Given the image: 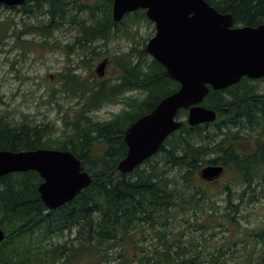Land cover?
I'll return each instance as SVG.
<instances>
[{"label":"trees","instance_id":"1","mask_svg":"<svg viewBox=\"0 0 264 264\" xmlns=\"http://www.w3.org/2000/svg\"><path fill=\"white\" fill-rule=\"evenodd\" d=\"M206 1L218 12L232 14L235 26L264 24V0ZM113 4L114 0H27L21 8H6L35 20L22 23V30L14 28V19L0 18V45L7 46L8 39L13 38V47L24 53L35 45L47 48L54 30L66 22L74 23L78 32L70 46L71 49L78 46L85 53L81 64L107 54L117 71L114 79L94 80L67 71L58 91L61 96L75 98L81 111L74 123L67 116L62 118L61 137L51 135L49 123H39L25 114L15 120V113L0 108V150L70 151L93 179L72 202L51 211L38 192L43 179L37 172L0 177V227L6 234L0 244V264H56L64 256L69 261L79 253L91 255L95 253L92 249L106 257L104 250L119 246L142 229L141 225L147 224L152 230L158 225L167 227L173 211L178 208L186 211L198 201L208 199L200 186L193 185L200 178L196 174L206 166L233 168L245 182L242 196L249 194L250 202L257 200L252 184L264 167V90L259 88L256 92V81L247 77L224 90L210 88L202 106L217 113L215 122L189 126V111L180 110L177 119L182 126L164 141L158 153L129 174L119 172L118 165L128 153L125 132L179 90L180 84L145 50L155 33L146 10L129 13L117 23L113 20ZM142 24L153 27L146 38L139 33ZM31 35H38L41 40L27 38ZM120 39L129 42L128 50L111 55L109 50L105 53L99 50ZM3 98L0 97V107L5 105ZM110 105L123 108L106 121L90 114ZM248 127L256 134L243 132ZM174 171L179 172L183 183L196 189L188 200L182 199L176 189L175 177L171 175ZM261 175L264 180V173ZM196 195L201 197L197 199ZM228 196V209L235 211L230 191ZM249 231L244 229L245 234ZM66 232L74 233L75 237L63 244L53 240ZM254 232V239L264 245V230ZM160 233L166 236L165 232ZM46 239L57 255L54 259L47 256L50 249L43 244ZM231 249L230 246L220 252L224 254ZM140 252V264L155 259L144 248ZM171 252L170 247L156 252L161 258L154 264H206L198 256L179 262Z\"/></svg>","mask_w":264,"mask_h":264},{"label":"rangeland","instance_id":"2","mask_svg":"<svg viewBox=\"0 0 264 264\" xmlns=\"http://www.w3.org/2000/svg\"><path fill=\"white\" fill-rule=\"evenodd\" d=\"M7 7L20 6L0 5V18L14 19L16 30L23 29L22 23L35 21L8 10ZM153 27L155 28V25ZM153 27L142 24L140 35L146 38L153 31ZM77 32L76 24L66 22L64 26L54 30L47 48L35 45L27 48L26 53L13 47L15 45L13 38L8 39L7 46L0 45V97H4L5 103L0 108L15 113V120H20L22 114H25L39 123H49L51 135L55 138L63 135L62 118L67 116L74 123L81 111V107L76 106L75 98L71 99L66 94L61 96L58 91L67 71L80 76H89L92 80L100 79L96 70L106 62L103 78L117 77V71L109 62L107 54L96 58L93 62L81 64V59L86 56L85 53L78 46L74 45L76 49H71L70 46L74 44ZM9 35H11L10 31ZM27 38L36 39V42L41 40L38 35ZM128 47L129 42L120 39L99 50L103 53L109 50L111 55L115 51H126ZM254 83L264 90V79ZM122 108L123 105H110L90 114L101 121H106ZM243 132L256 134L249 127ZM251 144L253 145L252 142ZM250 148L251 146L248 145V149ZM203 168L205 167H202L196 176H200ZM223 173L215 179L216 181L197 178L193 185L200 186L209 198L198 201L196 206L186 211L180 208L173 211L167 227L158 225L156 230H152L147 224H143L140 226L142 229L127 237L124 244L120 243L119 246L104 250L103 252L107 253L106 257L100 256L95 249H92L95 253L91 255L85 252L79 253L69 261L64 256L61 260H57L56 264H140V248H144L145 251L150 252V256L155 257L149 263L154 264L161 258L156 252H164L169 247L172 257L179 262L198 256L206 264H264V245L253 237L254 230H264V180L261 175L264 173V167L252 184L257 199L253 202H250L249 194L242 196L245 187L240 183V176L233 168H228ZM171 175L175 177L176 189L181 198L185 197L188 200L196 189L183 183L178 177V171L172 172ZM226 186L230 189L227 190ZM229 191L232 193L233 203L238 204L235 211L228 209ZM200 197L196 195L197 199ZM244 229L250 231L245 234ZM161 231L166 233L165 237H162ZM74 237V233L66 232L64 236L53 240L63 244ZM234 242L237 244L234 245ZM43 244L45 248L50 249V240H43ZM230 246L232 249L228 252L224 254L220 252ZM234 250L237 252L233 253ZM47 256L54 259L57 255L50 249Z\"/></svg>","mask_w":264,"mask_h":264},{"label":"water","instance_id":"3","mask_svg":"<svg viewBox=\"0 0 264 264\" xmlns=\"http://www.w3.org/2000/svg\"><path fill=\"white\" fill-rule=\"evenodd\" d=\"M26 0H0V5L21 6ZM146 10L155 34L146 52L162 64L179 90L164 98L150 113L125 132L127 156L118 170L129 174L158 153L164 141L181 126L180 110H188L189 126L215 122L217 113L202 106L210 88L224 90L241 81L264 78V24L236 27L232 14L218 12L206 0H114L113 20ZM106 62L96 73L104 77ZM35 171L43 179L38 192L51 211L72 202L93 181L80 159L70 151L41 148L0 150V177ZM223 166H208L200 177L213 181ZM0 227V244L5 240Z\"/></svg>","mask_w":264,"mask_h":264},{"label":"flooded vegetation","instance_id":"4","mask_svg":"<svg viewBox=\"0 0 264 264\" xmlns=\"http://www.w3.org/2000/svg\"><path fill=\"white\" fill-rule=\"evenodd\" d=\"M26 1H27V0H26ZM26 1H25V3H26ZM25 3H24V4H25ZM24 4H23V5H24ZM21 7H22V6H21ZM21 7H19V8H21ZM109 62H110V59H109ZM243 78H244V77H243ZM243 78H242V79H243ZM242 79H241V80H242ZM248 79H249V78H248ZM263 79H264V78H262V79H257V80H254V81L259 82V81H261V80H263ZM250 80H251V79H250ZM254 84H255V83H254ZM256 86L258 87V85H256ZM259 91H260V90H259V87H258V88L256 89V92H259ZM245 133H246V132H245ZM224 168H225V167H224ZM225 170H227V169L225 168V169H224V172H225ZM223 174H224V173H223ZM239 179H240V178H239ZM215 181H216V180H215ZM240 183H242V184L244 185L245 182H244L242 179H240ZM244 186H245V185H244ZM229 189H230V188H229ZM232 202H233V198H232ZM237 206H238V204H234V203H233V207L235 208V210L237 209Z\"/></svg>","mask_w":264,"mask_h":264}]
</instances>
